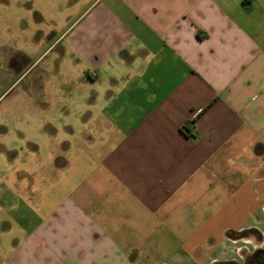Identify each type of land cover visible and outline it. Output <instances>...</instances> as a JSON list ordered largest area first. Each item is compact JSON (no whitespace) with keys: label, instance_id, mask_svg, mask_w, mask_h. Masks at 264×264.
Listing matches in <instances>:
<instances>
[{"label":"crops","instance_id":"crops-1","mask_svg":"<svg viewBox=\"0 0 264 264\" xmlns=\"http://www.w3.org/2000/svg\"><path fill=\"white\" fill-rule=\"evenodd\" d=\"M32 2L13 23L42 33L28 92L57 128L32 142L0 264H245L264 250V0Z\"/></svg>","mask_w":264,"mask_h":264},{"label":"rangeland","instance_id":"rangeland-1","mask_svg":"<svg viewBox=\"0 0 264 264\" xmlns=\"http://www.w3.org/2000/svg\"><path fill=\"white\" fill-rule=\"evenodd\" d=\"M67 1L64 0V4ZM20 2L23 11L29 10L33 3L32 0H0V5H4V10L0 9V17L2 15V20H4L3 26L0 28V141H3L6 136L15 135L17 140L22 144V147H9L4 142H0V201L8 200L4 208L0 203V219L6 216L8 221L11 222L22 211L21 202H25L30 194L29 181L34 176H30L29 174L34 166L33 160L39 157L37 155L32 158L30 154L32 152V142H34V138L39 136L43 137L47 135L48 139H50V136L46 132L51 134L53 132L47 128L52 124L57 128V118L49 117L50 113L44 112L45 114H40L41 112H39L38 117H36L33 112L34 97H30L28 89L29 84H31L30 79L36 76L37 70H34V66L31 67V65L35 61V58L46 56L47 53L45 54V51L36 44L42 33L31 32L30 28H24V25H22V28H24L22 31L19 28L15 29L13 23L14 9ZM51 23L52 17L46 16L43 28L47 29ZM17 34H21V36H17ZM52 38V35L47 36L46 40ZM42 67L39 66L38 68L41 69ZM22 74L24 75L22 76ZM20 76H22L21 79H19ZM45 98L53 99L55 104L58 99L54 96H45ZM58 102L60 106L62 103ZM21 124L27 129L26 132L20 130L19 125ZM21 169L23 171L19 172ZM37 178V184L39 182L44 184L48 180L45 176L40 177L42 178L41 181L38 176ZM8 188L14 192H6ZM7 193L12 195L16 193L17 196L20 194V199ZM2 209L6 210V212ZM0 227H4V224H1ZM0 230L4 231V229ZM255 253L248 257H251Z\"/></svg>","mask_w":264,"mask_h":264},{"label":"trees","instance_id":"trees-1","mask_svg":"<svg viewBox=\"0 0 264 264\" xmlns=\"http://www.w3.org/2000/svg\"><path fill=\"white\" fill-rule=\"evenodd\" d=\"M189 133L192 129H189L187 126L185 128ZM250 258V259H249ZM221 264H238L235 262H227ZM245 264H264V251H258L251 257H248Z\"/></svg>","mask_w":264,"mask_h":264},{"label":"clouds","instance_id":"clouds-1","mask_svg":"<svg viewBox=\"0 0 264 264\" xmlns=\"http://www.w3.org/2000/svg\"><path fill=\"white\" fill-rule=\"evenodd\" d=\"M33 123H35V121H33ZM20 127V130L22 131H27L26 128H24L23 124L19 125ZM0 142H4L6 145H8L9 147H22V144L19 140H17L16 136L15 135H12V136H6L4 138L3 141H0Z\"/></svg>","mask_w":264,"mask_h":264}]
</instances>
